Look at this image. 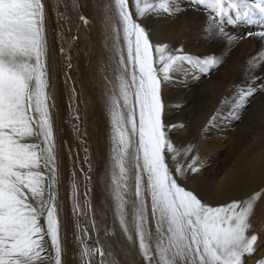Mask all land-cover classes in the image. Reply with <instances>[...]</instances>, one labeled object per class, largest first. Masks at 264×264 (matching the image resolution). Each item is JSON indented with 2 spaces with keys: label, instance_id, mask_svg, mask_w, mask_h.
Returning a JSON list of instances; mask_svg holds the SVG:
<instances>
[{
  "label": "snow or ice",
  "instance_id": "snow-or-ice-1",
  "mask_svg": "<svg viewBox=\"0 0 264 264\" xmlns=\"http://www.w3.org/2000/svg\"><path fill=\"white\" fill-rule=\"evenodd\" d=\"M190 2L215 16L235 9L237 21L264 17V0ZM174 6L181 10L178 0H134L138 19L171 14ZM78 7L73 0V8ZM104 9L105 48L112 41L113 80L108 81L111 94H106L111 144L106 191L113 202L114 224L118 222L129 241H138L147 264H243V258L255 251L258 236L248 235L249 220L257 199L264 198V189L213 207L178 183L165 158V150H177L162 121L161 79L169 80L192 57L181 54V49L169 52L167 45L153 47L146 29L133 18L129 0H109ZM80 19L88 23L83 16ZM255 35L264 37V30ZM204 63L201 71L218 62L209 58ZM256 83L254 79L241 90L233 113L258 90ZM49 86L43 0H0V264H62ZM191 150L189 145L186 152ZM197 159L192 157L187 169L177 165V176L199 171ZM71 188L75 214L80 204L75 183ZM85 205L91 208L90 201ZM97 252L104 264L101 248L83 245L84 264ZM257 264H264V258Z\"/></svg>",
  "mask_w": 264,
  "mask_h": 264
},
{
  "label": "rangeland",
  "instance_id": "rangeland-1",
  "mask_svg": "<svg viewBox=\"0 0 264 264\" xmlns=\"http://www.w3.org/2000/svg\"><path fill=\"white\" fill-rule=\"evenodd\" d=\"M179 1L181 10L176 11L175 6L173 7L171 14H174L169 20L171 24L166 23L164 14L158 15L161 23L157 29L164 35V41L160 40L159 45L168 43L169 52L175 54L177 49H181V54L185 53L192 57V61L183 62L178 70L172 72L169 80L161 79L163 91L160 95L167 96L170 109H178L172 117L162 113L163 124L165 128L167 127L166 136L173 131L174 126L185 124V129L180 134L183 137V146L176 148V153L165 150L166 163L169 168H173L169 170L178 183L186 190L197 193L200 200L203 196L209 198L218 192L231 201L247 199L253 189L264 188V87H262L264 86L262 57L264 52H257V47H264V37L255 35L258 31L264 30L262 27L264 17L257 15L251 22L247 18L237 21L235 9H229L226 13L215 16V13L203 5H196L190 0H181L180 3ZM43 2L46 4L45 35L50 85L48 92L51 97L55 155L59 174L57 204L60 208L62 264H75L76 260L84 264L81 258L83 245H87L90 250L101 248L105 253L104 264H147L143 256L139 255L135 258L134 253H130L134 252L131 245L124 241L123 237L120 238L118 222L115 225L113 221V202L106 191L108 183L106 165L110 154L106 137L110 127L106 126L102 107L98 106H101L102 97L97 93L93 78L96 64L94 56L100 35L97 27L94 26L96 24L92 15L94 12L92 0H76L78 8H73V0H43ZM130 2L132 4L129 3V10L135 16L134 0ZM235 2L239 3V0ZM81 16L86 18L87 24L80 19ZM210 18L215 19V24ZM178 19H181V22ZM230 19L235 22L229 23ZM137 20L141 23L142 19ZM210 26L211 30H209ZM144 28L149 35V26ZM175 37L179 38L178 43ZM94 44L97 45L94 47ZM62 48L63 52H61ZM209 58H215L218 63L210 66L208 71H201V68L206 66L204 62ZM69 64L72 65L71 68ZM75 77L80 80L77 81ZM254 79L258 80L254 85L258 90L247 99L245 106L233 113L235 101L239 98L241 90L246 89ZM175 84H178L176 88ZM166 93L167 95H164ZM70 136L73 138L71 139ZM189 145L192 150L186 152ZM192 157H198L196 166L202 174L199 176L196 172L195 176L187 170L183 176H177L174 172V162L175 169L177 165L187 169L192 163ZM260 167H263L262 170ZM226 174L230 175L229 183H223ZM73 183L76 185L80 204V210L75 214L71 188ZM219 183H222L223 187ZM216 185L218 187H215ZM86 200L91 203L90 209L85 205ZM255 234L258 240L254 254L246 255L243 264H257L258 260L264 258V222L255 229ZM48 245L50 252V241ZM106 249L110 252L106 253ZM258 254L261 255L257 257ZM100 261L101 257L97 252L89 258L88 264H100Z\"/></svg>",
  "mask_w": 264,
  "mask_h": 264
},
{
  "label": "bare ground",
  "instance_id": "bare-ground-1",
  "mask_svg": "<svg viewBox=\"0 0 264 264\" xmlns=\"http://www.w3.org/2000/svg\"><path fill=\"white\" fill-rule=\"evenodd\" d=\"M181 1V0H180ZM180 1H179V3H180ZM184 1V0H183ZM109 2V0H92V3H93V10H94V12H92L93 14L92 15H94V20H95V24L96 25H94L95 27H97V29H98V34L100 35L99 36V40H98V45L97 44H94V47H95V45H97V47H96V56H94V57H96V59H95V62H96V64H95V66H94V70H93V78H94V81L96 82V86H95V84H94V86H95V88L97 89V93L100 95V97H102V102H101V106L100 105H98L100 108H101V111H102V113H103V116H104V120H106V126H108V127H110V125H109V121H108V117H107V114H106V105H107V95H110L111 94V92H110V90H111V85L109 84V80H113V72L111 71V68L109 67V56L110 55H112V52L110 51V49H111V45H112V41L111 40H108L107 41V43H108V48H105V35H106V30H105V24H104V20H105V16L107 15V13L105 12V9H104V5L106 4V3H108ZM186 2V1H185ZM129 3L130 4H132L131 2H130V0H129ZM183 3V2H182ZM134 4V3H133ZM46 5V4H45ZM181 5V4H180ZM58 6V5H57ZM57 8V7H56ZM131 8V7H130ZM92 10V11H93ZM185 10V9H184ZM131 12V11H130ZM174 14V13H173ZM173 14H164L165 15V17L164 18H166V23L168 24V23H170V19L172 18V15ZM176 14V13H175ZM132 15H133V13H132ZM149 15L151 16V18H149L148 19V17H149ZM149 15H146L145 16V18H143L142 20H141V23L137 20L138 18H135V16H134V19H136L137 21H138V23H140L143 27L145 26H149V28H150V33H149V39H150V41H151V43H152V45H153V47H155L156 45H159V43H160V40H162V41H164V35H163V33H161L160 31H159V29H157L158 28V25L160 26V20H159V17H158V15H156V14H149ZM180 15V14H179ZM182 15V14H181ZM162 17V16H161ZM186 18V17H185ZM160 19H163V18H160ZM182 19V18H181ZM181 19H178V21H180L181 22ZM187 20V19H186ZM169 21V22H168ZM188 21V20H187ZM186 21V22H187ZM53 22V21H52ZM185 22V23H186ZM165 23V24H166ZM166 24V25H167ZM171 24V23H170ZM187 24V23H186ZM47 25V24H46ZM181 25V24H180ZM161 26L163 27V24H161ZM170 26V25H169ZM174 26V25H173ZM172 26V27H173ZM182 26V25H181ZM187 26V25H186ZM171 27V28H172ZM177 27V26H176ZM179 27V26H178ZM166 28V27H165ZM175 28V27H174ZM186 28V27H185ZM54 30V29H53ZM96 30V29H95ZM162 30V29H161ZM165 30V29H164ZM168 30V29H167ZM169 30H170V28H169ZM186 30V29H185ZM88 31V30H87ZM163 31V30H162ZM178 31V30H177ZM206 31V30H205ZM90 32V31H89ZM165 32V31H164ZM179 33H180V31H178ZM51 33V32H50ZM166 33V32H165ZM171 33V32H170ZM170 33H168V35L170 34ZM186 33V32H185ZM57 34V33H56ZM172 34V33H171ZM166 35V34H165ZM98 36V35H97ZM171 36V35H170ZM51 37H52V35H51ZM173 37V36H172ZM177 37H178V35H177ZM94 38V37H93ZM176 38V37H175ZM49 39V38H48ZM169 38H167V40H168ZM51 40H52V38H51ZM169 40H171V39H169ZM174 40V39H173ZM172 40V41H173ZM177 40H179V38L177 39L176 38V41ZM187 40V39H186ZM246 40V39H245ZM58 41V40H57ZM71 42V41H70ZM93 42V41H92ZM168 42V41H167ZM54 43H55V41H54ZM177 43H178V41H177ZM177 43H176V45H177ZM168 43H166V44H164V45H167ZM170 44H171V42H170ZM182 44H183V42H182ZM55 45V44H54ZM65 45V44H64ZM174 45V44H173ZM175 45V46H176ZM69 46V45H68ZM172 46V45H171ZM174 46V47H175ZM183 46V45H182ZM56 47V46H55ZM169 47V46H168ZM173 47V48H174ZM178 48V47H177ZM188 48V47H187ZM194 48V47H193ZM258 49H257V52H264V47L263 46H261V47H257ZM64 49H67V47H64ZM183 49H185L184 48V46H183ZM169 50V49H168ZM171 50V49H170ZM53 51V50H52ZM56 51V50H55ZM95 50H93V52H94ZM186 51V50H185ZM175 52V51H174ZM256 52V53H257ZM69 53V52H68ZM183 53H184V51H183ZM207 53V52H206ZM70 54V53H69ZM185 54V53H184ZM54 55V54H53ZM57 55V54H56ZM63 55V54H62ZM68 55V54H67ZM212 56H213V54H212ZM55 57V56H54ZM57 57V56H56ZM68 57H69V55H68ZM92 57V56H91ZM262 57H263V59H264V55L262 54ZM64 59V58H63ZM68 59V58H67ZM70 60V59H69ZM89 60V59H88ZM87 60V61H88ZM64 61V60H63ZM71 62V61H70ZM55 63V62H54ZM76 63V62H75ZM56 64V63H55ZM57 65V64H56ZM78 65V64H77ZM88 65V64H87ZM58 66V65H57ZM72 66V65H71ZM244 66V65H243ZM71 68V67H70ZM89 69H91V68H89ZM182 69V68H181ZM61 70V69H60ZM87 72H89V71H87ZM90 73V72H89ZM91 73H92V70H91ZM71 74V73H70ZM90 75V74H89ZM88 77H90V76H88ZM78 77H75V79L78 81V80H80L79 78L77 79ZM81 78V77H80ZM74 79V80H75ZM186 79H187V77H186ZM71 80H72V78H71ZM82 80V79H81ZM89 79H87V81H88ZM91 80V79H90ZM86 81V82H87ZM163 81V80H162ZM174 81V80H173ZM72 82V81H71ZM75 82V81H74ZM82 82H84V81H82ZM82 82H81V84H82ZM89 82V81H88ZM92 82V81H91ZM114 82V81H113ZM175 82H177V81H175ZM94 83V82H93ZM163 83H164V81H163ZM162 83V84H163ZM77 84H78V82H77ZM90 84V83H89ZM183 84V83H182ZM76 85V84H75ZM79 85V84H78ZM168 85V84H167ZM176 85V84H175ZM178 85V84H177ZM177 85L175 86V88L177 87ZM184 85V84H183ZM182 85V86H183ZM88 86V85H87ZM94 86H92L93 88H94ZM165 86H166V84H165ZM170 86V85H169ZM167 87V86H166ZM171 87V86H170ZM174 88V89H175ZM86 89V88H85ZM162 89V88H161ZM164 90H165V87L163 88ZM169 89V88H168ZM180 89V88H179ZM88 90V89H87ZM91 90H92V88H91ZM90 90V91H91ZM93 91V90H92ZM96 91V90H95ZM161 91H163V90H161ZM76 92V91H75ZM78 92V91H77ZM85 92V91H84ZM94 93V92H93ZM175 93V92H174ZM70 94V93H69ZM96 94V93H95ZM94 94V95H95ZM107 94V95H106ZM161 94V93H160ZM170 94V93H169ZM89 95V94H88ZM164 95H167V93L166 94H164ZM180 95V94H179ZM96 96V95H95ZM162 96V95H161ZM170 96V95H169ZM184 96V95H183ZM56 97V96H55ZM80 97H81V95H80ZM90 97V96H89ZM91 98V97H90ZM93 98V97H92ZM162 98H163V101H164V103H162L163 104V109H162V113L164 114V115H167V116H170V117H172V115L173 114H175L176 112H177V110H173V109H170L169 108V104H167V101H169L168 100V98H167V96H162ZM103 99H104V102H103ZM181 99V98H180ZM94 100V99H93ZM97 100V99H96ZM89 102V101H88ZM183 102V101H182ZM95 103H96V101H95ZM100 103V102H99ZM98 103V104H99ZM104 103V104H103ZM70 104V103H69ZM186 104V103H185ZM105 105V106H104ZM180 106V105H179ZM81 109V108H80ZM97 109V108H96ZM95 110V109H94ZM76 112V111H75ZM97 112V111H96ZM167 116H165V117H167ZM99 118V117H98ZM81 119V118H80ZM95 119V118H94ZM96 120V119H95ZM163 120V119H162ZM170 121V120H169ZM95 122H97V121H95ZM175 122V121H174ZM82 124V123H81ZM102 124V123H101ZM98 125V124H97ZM103 125V124H102ZM170 125V124H169ZM185 125V124H184ZM183 124H179V125H176V126H174L173 127V131L167 136V139L174 145V147L175 148H178V147H182L183 145H182V140H183V137L180 135L182 132H183V130L185 129V126H184ZM96 126V125H95ZM171 126V125H170ZM169 126V127H170ZM100 127V126H99ZM167 128V127H166ZM165 128V129H166ZM103 129V128H102ZM101 130V129H100ZM105 130V129H104ZM109 130V129H108ZM107 131V130H106ZM81 132V131H80ZM79 132V133H80ZM168 132V131H167ZM74 133V132H73ZM76 133V132H75ZM84 133H85V131H84ZM83 133V134H84ZM106 133V132H105ZM169 133V132H168ZM99 134V133H98ZM72 135V134H71ZM80 135H81V133H80ZM69 136V135H68ZM109 136H110V131H109V133H108V135H107V143L109 144V147H111V144H110V138H109ZM71 137V136H70ZM81 137V136H80ZM73 138V136L71 137V139ZM84 138V137H83ZM187 138V137H186ZM84 139H86V138H84ZM76 140H77V138H76ZM101 141H103V140H101ZM106 142V141H105ZM103 144H104V142H102ZM73 144V143H72ZM107 144V145H108ZM74 145V144H73ZM87 147V146H86ZM103 147V146H102ZM108 147V148H109ZM80 148V147H79ZM86 149V148H85ZM107 149V148H106ZM182 149V148H181ZM87 150V149H86ZM88 151V150H87ZM102 151V150H101ZM108 151V150H107ZM86 152V151H85ZM84 152V153H85ZM105 152H106V150H105ZM105 152H103V153H105ZM184 152V151H183ZM261 152V151H260ZM259 152V153H260ZM83 153V154H84ZM95 154V153H94ZM97 154V153H96ZM107 154V153H106ZM86 155V154H85ZM89 155V154H88ZM87 155V156H88ZM103 155V154H102ZM101 155V156H102ZM105 155V154H104ZM108 155V154H107ZM171 155V154H170ZM254 155V154H253ZM255 155H257V154H255ZM83 156L84 155H82V158H83ZM106 156V155H105ZM252 156V155H251ZM264 156V155H263ZM169 157V156H168ZM247 156H245V158H246ZM255 158H256V156H254ZM89 158V157H88ZM91 158V157H90ZM96 158H97V156H96ZM109 158V157H108ZM84 159V158H83ZM87 159V158H86ZM94 159H95V157H94ZM251 159V158H250ZM253 159V158H252ZM260 159H261V157H260ZM81 160V159H80ZM102 160H103V158H102ZM168 160V159H167ZM256 161V160H255ZM87 162V161H86ZM104 162V161H103ZM107 163V162H106ZM88 164V163H87ZM174 172H175V174H176V169H175V162H174ZM87 166V165H86ZM90 166V165H89ZM263 166V165H262ZM264 167V166H263ZM262 167V168H263ZM172 167H170L169 169H171ZM252 167H250V169H251ZM261 168V167H260ZM262 168H261V170H262ZM173 169V168H172ZM253 169V168H252ZM89 170V169H88ZM210 170V169H209ZM190 171V170H189ZM204 171H205V168H204ZM207 171V170H206ZM187 172V171H186ZM203 172V171H202ZM209 172V171H208ZM211 172H212V170H211ZM210 172V173H211ZM254 172V171H253ZM258 172V171H257ZM264 172V171H263ZM197 173H198V175L200 176L202 173L200 172V170L199 171H197ZM195 175V174H194ZM216 174H215V172H214V176H215ZM196 176V175H195ZM209 177H210V175H208ZM193 177V176H192ZM217 177V176H216ZM196 178V177H195ZM208 178V177H207ZM215 178V177H214ZM95 179V178H94ZM189 179H190V177H189ZM194 180V179H193ZM184 181V180H183ZM189 181H191V180H189ZM199 181V180H198ZM264 181V180H263ZM185 182V181H184ZM192 182V181H191ZM213 182V181H212ZM224 182H226V183H229V182H231V178H230V175L228 174H226V176H225V181H223V183ZM207 183V182H206ZM263 183V182H262ZM99 184V183H98ZM205 184V183H204ZM219 184H221V187H223L222 186V183H219ZM231 184V183H230ZM229 184V185H230ZM261 184V183H260ZM209 185V184H208ZM213 185V184H212ZM218 185V184H217ZM215 186V187H218V186ZM236 185V184H235ZM200 186V185H199ZM198 187V186H197ZM232 187V186H231ZM227 188V187H226ZM226 188H225V190H226ZM200 189V188H199ZM262 189H264V188H256V189H253L250 193H251V195L250 196H252L253 194H255V193H259V192H261V190ZM229 190H231V188L229 189ZM201 191V190H200ZM222 191V190H221ZM96 192V191H95ZM203 193V192H202ZM195 194H197V193H195ZM207 194V193H206ZM249 195H247V196H249ZM89 196V195H88ZM197 196H199V195H197ZM233 196V195H232ZM249 196V197H250ZM109 197V196H108ZM107 197V198H108ZM248 197V198H249ZM200 198V197H199ZM235 200V199H234ZM237 200V199H236ZM201 201L203 202V203H205V204H207V205H209V206H213V207H216V206H221V205H226V204H228V203H230V202H232L231 200H228V197L227 196H225V195H223V194H220L219 192L218 193H216L214 196H211V197H209V198H204V196H203V199H201ZM105 203V202H104ZM99 207V206H98ZM93 210H94V208H93ZM150 210V209H149ZM100 213V212H99ZM95 215V214H94ZM94 215H93V217H94ZM111 217V216H110ZM93 219V218H92ZM91 219V220H92ZM106 221H108L109 222V220H107L106 219ZM249 222H250V225H251V227H250V229H249V231H248V235L250 236V235H252V234H255V229L260 225V223H262V222H264V198H261V199H257V201H256V203H255V205H254V210H253V214L250 216V220H249ZM110 223V222H109ZM115 225H116V223H115ZM118 225V232H119V235H120V238L122 239V237H123V239H124V241H127L128 242V244H130L131 246L130 247H132V249H133V251L134 252H130V253H134V256H135V258H137L139 255L140 256H142L141 255V253H140V251H139V245H138V241H136L135 243L134 242H131V241H129V239L127 238V236L122 232V230L120 229V227H119V224H117ZM110 227V225L108 226V228ZM111 229V228H110ZM110 229H108L107 231L111 234V231H110ZM152 231H153V235H154V232H155V229H154V225L152 226ZM105 232V231H104ZM108 234V233H107ZM114 234V233H113ZM134 235V234H133ZM111 236H112V234H111ZM115 236V235H114ZM107 239V238H106ZM121 243V242H120ZM150 244L152 245V250H153V254L155 253V245H154V239L152 240V241H150ZM107 252H110L108 249H106V253ZM117 252V251H116ZM262 253H263V250H262ZM78 254V253H77ZM261 254H258L257 255V257L258 256H260ZM141 259V258H140ZM142 260V259H141ZM249 260V259H248ZM74 262H75V260H74ZM90 262V261H89ZM111 262V261H110ZM144 262H145V260H144ZM246 263V262H245ZM75 264H80V262L78 261V260H76V262H75Z\"/></svg>",
  "mask_w": 264,
  "mask_h": 264
}]
</instances>
